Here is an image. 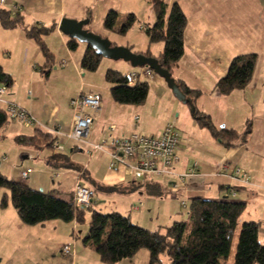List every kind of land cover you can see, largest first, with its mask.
<instances>
[{"label": "crops", "instance_id": "0c3cea01", "mask_svg": "<svg viewBox=\"0 0 264 264\" xmlns=\"http://www.w3.org/2000/svg\"><path fill=\"white\" fill-rule=\"evenodd\" d=\"M144 1L148 2V10L152 11L148 15L140 11L141 7L134 9V6H139L137 2L141 0L7 1L6 10H11L15 5L20 7L18 14L22 23L10 29L0 24V66L13 78V83L8 85L11 89L8 88L6 96L28 109L40 124L28 125L9 121L0 128V138L7 142V145H3L6 154L0 157V171L9 179L25 182L30 187L40 188L44 192L55 191L58 197L72 201L73 188L80 177L79 171L84 169L85 175L82 179L94 191L105 195L122 192L131 202V207L138 204L137 209L131 208L132 213L123 214L130 216L134 223L150 230L162 229L174 221L187 220L181 212L182 209L187 211L188 208L182 205L183 201L189 205L192 198L197 196L219 199L229 195L246 203L240 222L249 220L259 222V239L264 243V237L261 238V235H264V0H165L168 11L174 2H178L188 18L184 31L185 51L173 68L172 74L177 81L192 89L201 90L200 96L193 97L195 111L209 114L218 128H233L240 132L241 137L234 141L236 146L231 147L216 139L209 129L201 126L189 108L179 104L172 95L167 96L169 105L166 106L164 115L160 117L159 122L156 120L155 122L149 119L152 106L147 105L159 103L157 100L159 98L148 101V95L141 105L118 103L111 95H102L98 91V85L87 84L79 78V74L81 75L84 70L81 67V60L87 44L81 48L79 58L74 57L82 43H79L75 51L69 49L70 37L59 29L61 20L69 18L80 21L90 18L91 21L86 28L106 37L111 31L104 27V20L107 13L114 9L119 12V19L122 21L127 12L134 13L140 22L145 21L143 29L146 30L149 22L150 24L156 22V12H153L155 10L152 9L150 0ZM35 25L56 26L50 34L43 37L53 55L50 65L46 64V58L38 42L27 36L26 29ZM159 43L149 41L148 45H144V49H140L142 47L137 49L135 43L130 42L123 45L131 46L133 52H150L158 56L164 48V43L163 45ZM247 53L258 55L248 85L227 95L219 93L216 84L227 74L232 60ZM14 55L17 57V66L12 65ZM64 56L75 61L64 67L65 64H62ZM58 62L62 69L57 68ZM121 67L119 71L124 75L133 71L144 80L142 77L146 67L136 69L137 67H132L126 61ZM53 68L56 69L54 74ZM48 71L50 73L46 76ZM60 73L65 76L72 75L74 78L68 79L70 81L68 84L64 83L68 86L65 91L64 88L52 90V77ZM82 75L84 76V73ZM148 79L152 85L158 86L161 95L165 96L164 93H167L165 80L156 78L155 75ZM81 92L99 94L101 109L95 116L86 141L66 140L64 150L58 152L66 153L75 166L64 167L68 169L67 172L57 171V175L61 176V173L64 175L59 181L60 189L53 185L47 190L44 185H38L31 174L35 170H40L41 173L50 174L52 177L53 168L60 170L61 164L57 162L59 159L54 157L57 154L56 150L38 151L30 146L18 144L15 138L19 135L32 136L37 129L51 134L53 128L58 125L66 130L71 129L74 112L70 101ZM175 110L178 111L173 114ZM248 120L253 122L252 132L247 141L243 142L242 134ZM170 121L177 122L181 135L179 159L174 165V175L137 178L127 166L113 165L114 161L108 152L97 150L92 153V143L100 142L111 124H115L118 133L121 134L138 132L160 135ZM76 153L86 154L90 163L81 165L73 161V154ZM194 164L197 171L193 176L181 180L176 175L187 172ZM223 164L242 168L249 175L248 180L234 174L230 168L220 172L219 168ZM28 168L32 169V172L27 178H23L22 171ZM149 182L158 184L162 193L149 194L146 190ZM54 183L55 180H52V184ZM229 188H235L236 193L231 194ZM66 194H69L71 199H68ZM3 195L0 189V261L2 264H13L19 249L34 242L37 226L23 223L10 200L7 207L2 208ZM146 215L152 216V221L156 219V222L144 223L142 219ZM70 224L72 226L56 224L52 226V230L47 231L48 237H55L60 251L62 245L68 242L75 240L77 244L80 226L77 220ZM83 246V249L80 248L83 254H78L75 250L72 264L79 258L89 257L88 253H93L92 260L98 263L99 255L95 248L90 245ZM149 258V251L142 249L132 258L115 264H148Z\"/></svg>", "mask_w": 264, "mask_h": 264}, {"label": "trees", "instance_id": "16d2710c", "mask_svg": "<svg viewBox=\"0 0 264 264\" xmlns=\"http://www.w3.org/2000/svg\"><path fill=\"white\" fill-rule=\"evenodd\" d=\"M150 1L157 18L156 22L147 26L145 31L150 43L163 42L164 48L158 56L150 52L144 54L155 57L163 68L172 73L185 51L184 31L188 18L178 2H174L168 11L165 0ZM18 12L19 10H6L0 7L1 26L10 29L21 25L22 19ZM87 19L90 23V18ZM118 20L119 12L112 9L106 15L104 27L113 31ZM136 20V15L129 13L117 31L120 34H126ZM55 27V25L49 27L35 25L26 29L27 36L35 39L40 45L47 65L53 61V55L43 37L50 34ZM79 43L78 40L70 38L68 47L75 51ZM101 58L102 55L87 45L81 67L86 71H96ZM257 61L256 53L236 56L227 74L217 82L218 92L227 95L236 89L245 88L253 76ZM49 73L50 71L46 72V76ZM106 80L112 84L111 96L118 103L141 105L149 94L147 80L139 78L135 84H129V78L116 69L107 70ZM0 82L7 85L13 83L12 76L1 66ZM177 83L192 99L200 96L201 90L192 89L183 82L177 81ZM193 115L198 123L209 129L216 139L221 140L228 147L236 146L234 141L241 137L239 131L233 128H218L209 114L195 111V109ZM9 121L5 109L0 105V128ZM252 126V120H248L245 132L242 134L243 142H246L251 134ZM54 140L52 134L41 129H37L32 136L19 135L15 138L18 144L30 146L38 151L47 147L52 148ZM54 157L62 161L61 167L74 168L75 166L65 154L57 153ZM0 188L8 190L12 205L22 222L27 225H37L50 220H62L68 223L77 220L80 223L85 219L87 210H91L93 213L90 226L83 238V243L93 246L101 261L108 264L132 258L142 249L149 251L148 264H163L165 257L168 258L169 264H221V259L227 258L230 254L235 231L246 207L244 201L233 199L229 195L219 199L197 196L192 198L187 206V220L174 221L167 227L152 231L134 223L130 216L119 211L104 214L94 209L92 204L87 209L76 211L72 201L58 197L55 191L44 192L34 189L25 182L9 179L1 171ZM231 189L229 188L230 192ZM146 190L152 195L162 193L158 184L150 182L146 185ZM8 201V194L5 193L1 200V207L6 208ZM259 233V222L249 220L241 224L234 264H264V243L260 241Z\"/></svg>", "mask_w": 264, "mask_h": 264}, {"label": "built area", "instance_id": "2783aa9c", "mask_svg": "<svg viewBox=\"0 0 264 264\" xmlns=\"http://www.w3.org/2000/svg\"><path fill=\"white\" fill-rule=\"evenodd\" d=\"M7 1L0 0V7L5 8ZM11 9L20 10V7L15 5ZM66 63V60L62 62V64ZM154 74L151 68L146 67V77L150 78ZM126 76L129 78V84H135L140 78V75L133 71L127 73ZM7 91L8 85L0 82V105L5 109L8 119L21 124H40L28 109L8 99L6 96ZM70 105L74 112L71 129L66 130L58 125L51 132L55 138L52 148L56 151L64 150L66 140L76 142L86 141L95 116L101 109V97L95 92H81L71 99ZM180 142L181 135L176 121L168 122L160 135H146L138 132L129 135L121 134L118 133L117 126L111 124L107 132L103 134L101 141L92 143V153L97 150L108 152L114 161L113 165L127 166L137 178L167 174L174 175L173 169L179 159L178 150ZM229 168L234 174L248 180L249 175L247 172L237 166L223 164L219 168V171H225ZM196 171V164H194L187 172L182 174L176 173V175L181 180H184L193 176ZM31 172L32 169L30 168L22 171V177L27 178ZM83 172V170L79 171L81 178L77 179L72 192V202L76 211L78 209H87L93 204L94 190L82 179ZM235 193L236 190L232 188L231 194ZM182 204L184 207L188 206L186 201H183ZM132 208L137 209L138 205L134 204ZM74 245L75 240L64 244L61 248L62 253L67 256L72 255ZM0 264H2L1 261Z\"/></svg>", "mask_w": 264, "mask_h": 264}, {"label": "rangeland", "instance_id": "374dc122", "mask_svg": "<svg viewBox=\"0 0 264 264\" xmlns=\"http://www.w3.org/2000/svg\"><path fill=\"white\" fill-rule=\"evenodd\" d=\"M134 3L136 4V2H134ZM137 5H139V6H134V9H139L141 7L140 11L141 12L143 11V13H145L146 15H148L149 12H152L151 9L148 10V2H145L144 0H141V2H137ZM151 6H152V9L154 10V7L152 4H151ZM131 12H133V11H131ZM153 12H155V11H153ZM128 13H130V12H127L125 16H127ZM156 18H157V16H156ZM121 21H122L121 19L118 20L117 25L115 27V30L109 32L106 37L111 42L116 43L119 46H127V45H123V44L130 42V43H135V46L137 49L139 47H142L140 49H144L145 48L144 45H148V42H149L146 31H145V29H143L144 25H146L145 21L142 20L140 22L137 18L136 22L133 24V26L128 30V32L126 34H120L117 30L122 23ZM153 24H150V22H149L147 26L153 25ZM84 44H86V43L81 44V47L76 51V54L74 55V57L79 58L81 48H83ZM159 44L163 45V43H159ZM156 46L154 47L155 49H156ZM133 51H134V49H133ZM62 58H64L67 61V63L64 65V67L67 65L69 66L71 63H73L75 61V60H71L70 58H68V56H64ZM124 62H125V60H123V59H112V58H106V57L102 56L99 67L96 71L83 70L84 76L82 75L83 73L81 75L79 74V78L82 79L87 84L89 83V84L98 85V89H99L98 91L102 95L110 96L111 95L110 88H111L112 84L106 80V72L108 69H117V70L122 69L121 66ZM12 65H16V66L18 65L17 57L15 55H14V60H12ZM56 66H58L57 67L58 69L63 68L59 64V62L57 63ZM138 68L139 67H137L136 69H138ZM55 71H56V69L53 68L52 73L54 74ZM154 75L156 78H159L161 80L164 79L157 74H154ZM144 76H145V74H144ZM144 76L142 77V79L149 81V84H150L148 101H151L155 98H159V99H157L159 103L154 104V105H151V104L147 105V107L152 106L150 109L152 118L150 115L149 119H151L152 121L156 120L157 122L160 121V117H162L164 115L163 112H164L166 106L169 105V101H168L167 96H171V95L175 98V100H177V102H179V104H181L182 106H186V108H189V110L193 113V111H192L193 106L186 104V103H183L181 100H179L176 97V95L174 94L173 90L171 88H169L166 81H165V84H166V88H167V93H164L165 96H162L159 87L155 86L154 84L152 85L151 80H149L148 77L145 79L146 76L145 77ZM73 78H74V76H72V75H66L65 76V75H62L61 73L56 75L55 77H52V81H51L52 90L55 89L58 91V88H60V89L64 88L63 91H65L68 88V86L64 85V83L68 84V82H70V81H68V79L73 80ZM8 88H9V90L11 89V87H8ZM194 108H195V105H194ZM177 111L178 110H175L173 114L177 113ZM244 132H245V130L243 131V133ZM4 144L7 145V142H4V140H2L0 138V157H3L6 154V151L3 148ZM46 149L48 151H51V152L55 151L53 148H50V147H47ZM55 152L58 153L60 151H55ZM64 154L66 155V153H64ZM73 155H74V157L72 158V160L76 161L77 163H79L81 165H85V164L88 165L90 163L88 161L89 157L86 154L76 153ZM57 162L61 165L63 164L60 159L57 160ZM59 168H60V170H58V168L52 169L54 172L52 174L53 178L51 177L50 174L47 175V174L41 173L40 170H35V172L31 174V177H33L35 179V182L38 185L39 184L44 185L47 190L50 189V186L52 187L53 185H54V187H58L60 189V187H59L60 182L59 181H61L64 178V175H62V173H61V176L57 175V173H58L57 171L67 172L68 169H66L64 167H59ZM82 170L84 171L82 176H84L85 170L84 169H82ZM52 180H55L54 184H52ZM0 189L3 191V194H5V193L8 194V199L10 200V194H9L8 190L5 188H0ZM40 190H42V189H40ZM65 196L68 199H71L69 194H66ZM92 199H93L92 207L94 209H96L98 212H101L104 214H107V213H110L113 211H119V212H122L125 214H129V213H132V210H133V209L131 210V206H130L131 202H129L127 197H124V194L122 192L111 193L110 195H105V194H101L100 192H95ZM181 212L183 213L182 216L185 219H187L188 212L184 211V209H182ZM92 213L93 212H91V210H87L85 219L82 222L78 223V226H80V228L78 229L77 237L78 236L79 237L77 238L78 239L77 244L75 242L74 248L72 250V255L74 254L75 250H77L78 254L82 253L81 250L84 247L83 246V244H84L83 238L85 237V235L88 232ZM151 217H150V215H146V217L143 218L142 221L144 223H148V224L155 223L156 219H154L152 221ZM56 224H58V225L60 224V226H72V224H70L68 222H64L62 220H50V221L36 225L37 226V234H36V237L34 239V242H32V243L30 242V245L24 246L22 249H19V252H17V254L15 255V257L13 259V264H72V255L67 256V255L62 254V252L57 248V243L55 242L56 241L55 237H48V235H47V231L52 230V226H56ZM241 224H242V222H239V225L235 231L230 254L227 258L221 259V264H234L235 263V255H236V250H237V244H238V238H239ZM143 227H145V226H143ZM146 228H148V227H146ZM38 231L40 232L41 235L38 234ZM68 231H69V228H68L67 232ZM263 237H264V235L262 234L261 238H263ZM80 248H82V249H80ZM143 250L145 251L146 249H143ZM88 254H89V257L79 258V260H77L76 263L77 264H106V263L101 261L100 257H97L98 263H95V261L92 260V258H94L92 256L93 253H88ZM94 256H96V253H94ZM163 264H169L168 258H166V257L163 258Z\"/></svg>", "mask_w": 264, "mask_h": 264}, {"label": "water", "instance_id": "95a60500", "mask_svg": "<svg viewBox=\"0 0 264 264\" xmlns=\"http://www.w3.org/2000/svg\"><path fill=\"white\" fill-rule=\"evenodd\" d=\"M89 24V19L75 20L64 18L60 22L59 29L70 38H74L81 43L90 45L95 51L106 58L123 59L129 62L132 67H149L155 74L161 76L171 88L176 97L183 103L193 106V99L185 94L180 85L177 83L173 74L163 68L158 60L153 56H147L144 53H136L130 47L115 45L108 38L102 37L89 29L86 26Z\"/></svg>", "mask_w": 264, "mask_h": 264}]
</instances>
